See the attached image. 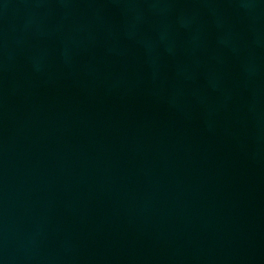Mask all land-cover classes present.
<instances>
[{
  "label": "water",
  "instance_id": "obj_1",
  "mask_svg": "<svg viewBox=\"0 0 264 264\" xmlns=\"http://www.w3.org/2000/svg\"><path fill=\"white\" fill-rule=\"evenodd\" d=\"M0 264H264V0H0Z\"/></svg>",
  "mask_w": 264,
  "mask_h": 264
}]
</instances>
